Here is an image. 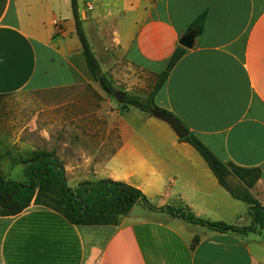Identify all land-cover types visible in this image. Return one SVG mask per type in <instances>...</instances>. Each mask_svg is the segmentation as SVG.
<instances>
[{"label": "crops", "instance_id": "0c3cea01", "mask_svg": "<svg viewBox=\"0 0 264 264\" xmlns=\"http://www.w3.org/2000/svg\"><path fill=\"white\" fill-rule=\"evenodd\" d=\"M111 3L122 7L117 21L129 20L127 31L121 34L120 24L112 35L101 32L98 44L113 59L118 56L123 68L154 76L166 69L188 25L205 13L200 36L170 70L154 102L222 163L259 169L260 179L246 190L264 205L254 194L264 185V0ZM78 9L87 38L79 4ZM115 65L114 59L102 71L120 91ZM20 92L47 97L48 106L34 117V130L46 149H65V176L74 174L78 183L120 181L139 189L154 208L171 205L203 220L250 226V215L238 211L236 202L242 201L230 193L245 188L237 177L227 176L229 190L220 186L200 155L170 127L148 120L161 140L139 138L126 118L130 109L117 110L120 104L90 75L70 0H0V100ZM56 93L64 94L68 118L59 129L52 125ZM85 93L98 98L90 111L81 109L78 99ZM88 117L100 118V124H79ZM0 264H264V229L218 233L149 210L142 202L117 226H74L32 203L16 216L0 217Z\"/></svg>", "mask_w": 264, "mask_h": 264}, {"label": "trees", "instance_id": "16d2710c", "mask_svg": "<svg viewBox=\"0 0 264 264\" xmlns=\"http://www.w3.org/2000/svg\"><path fill=\"white\" fill-rule=\"evenodd\" d=\"M70 8L75 26V33L81 45L86 67L93 80L109 96L114 97L116 88L112 79L102 72L88 39L86 38L79 15L77 0H70ZM205 21V13L198 15L186 28L185 34L195 32L200 36ZM186 49L177 46L172 53L166 69L155 75L156 82L152 90L144 97L126 94L120 104L123 112L130 107L152 116L153 111L168 113L155 105L154 98L167 79L170 70L186 53ZM171 115V114H170ZM173 116V115H172ZM187 130V129H186ZM188 131V130H187ZM180 142L190 145L204 160L220 186L226 188L229 174L237 177L245 188L231 189L234 199L248 205L251 224L248 227H235L223 222H211L195 217L186 208L165 205L154 208L144 194L137 188L111 179L88 180L80 182L76 188L68 186L65 170L52 151H34L22 161L25 181L7 180L0 175V217H12L22 213L32 203L60 213L74 226H117L120 218L126 216L138 202L149 210L166 212L171 217L185 223L198 225L218 233L256 234L264 229V206L246 189L252 188L260 179L259 169H244L231 163H222L195 135L188 132ZM198 242L195 237L191 248Z\"/></svg>", "mask_w": 264, "mask_h": 264}, {"label": "rangeland", "instance_id": "374dc122", "mask_svg": "<svg viewBox=\"0 0 264 264\" xmlns=\"http://www.w3.org/2000/svg\"><path fill=\"white\" fill-rule=\"evenodd\" d=\"M111 2L112 0H78L80 12L85 17L87 38L89 42L92 43L90 47H93V49L91 48L92 52L100 64V69L103 71L106 66H111L115 59L116 73L120 71L119 76L116 78L118 90H129V92L126 91L127 94L144 97L154 87L156 82L155 76L142 73L139 69L130 67L127 69L123 68L122 62L121 65L118 64V56L113 59L112 56L109 53L106 54L98 44L101 32L112 35V33L116 32L114 30H117L120 24L121 34L127 31L129 20L122 21L121 23L117 21L122 7ZM125 77L129 78V80L124 81ZM112 98L115 101L114 103L118 104L115 97ZM46 99L47 97L39 92H20L2 97L0 100V175L7 180L24 182L22 161L29 157L34 151L51 150L44 147L47 144L42 140L41 136L39 137L37 130H34V117L36 114L42 113L45 109L44 107L48 106ZM78 99L80 101L83 100L82 103L80 102V106L81 109L86 111L93 109L95 103L98 101L97 96L90 93L80 95ZM56 100L58 111L57 116L54 118V121H52V125L57 126L59 129L65 125L68 118L66 119L64 116V94L56 93ZM116 109L122 112L120 107ZM129 109L130 112L126 118L130 121L131 126H136L137 134L143 141L156 143L161 140L158 137L160 131L152 128L150 124H145L148 120H151L152 123H155L157 126H166L169 129V126H167L165 122L154 117L153 114L149 116L136 108L130 107ZM44 117H46V115H44ZM39 121L41 123V120ZM79 121L80 120H78V122ZM79 124L88 127L97 126L100 124V118H83ZM53 137H56V135ZM55 145L56 144L53 143L54 147ZM51 151L57 155L60 163L65 168V149L57 147V149L54 148ZM65 177L67 178V184L70 188L74 189L77 184H79L74 174H69ZM254 194L257 196L258 200L264 203V185L255 188ZM236 204L239 207L238 211L241 210V214L245 212V215H249L247 212L248 208L244 203L236 202ZM139 205H141V203ZM142 205L144 204L142 203ZM233 217V214H231L230 218ZM233 224L238 226L239 223ZM242 225L245 226L246 221L240 223V226Z\"/></svg>", "mask_w": 264, "mask_h": 264}, {"label": "water", "instance_id": "95a60500", "mask_svg": "<svg viewBox=\"0 0 264 264\" xmlns=\"http://www.w3.org/2000/svg\"><path fill=\"white\" fill-rule=\"evenodd\" d=\"M194 39H195V32H190L188 34L183 35L179 39V45L186 50H190L194 46ZM114 97L117 100V102L121 104L124 101V98L126 97V92L117 91ZM152 114L154 115V117L165 122L173 130V132L176 134L179 140H182L185 137H187L188 131L181 124V122L178 119H176L174 116L158 111H153Z\"/></svg>", "mask_w": 264, "mask_h": 264}]
</instances>
